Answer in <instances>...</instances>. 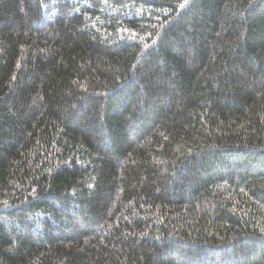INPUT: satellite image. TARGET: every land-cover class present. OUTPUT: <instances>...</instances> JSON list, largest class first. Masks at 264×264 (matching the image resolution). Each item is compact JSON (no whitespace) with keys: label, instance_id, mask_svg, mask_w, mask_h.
<instances>
[{"label":"trees","instance_id":"1","mask_svg":"<svg viewBox=\"0 0 264 264\" xmlns=\"http://www.w3.org/2000/svg\"><path fill=\"white\" fill-rule=\"evenodd\" d=\"M0 264H264V0H0Z\"/></svg>","mask_w":264,"mask_h":264}]
</instances>
